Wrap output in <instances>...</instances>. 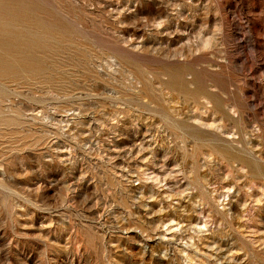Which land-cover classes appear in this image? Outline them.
<instances>
[{
  "label": "rangeland",
  "instance_id": "obj_1",
  "mask_svg": "<svg viewBox=\"0 0 264 264\" xmlns=\"http://www.w3.org/2000/svg\"><path fill=\"white\" fill-rule=\"evenodd\" d=\"M0 264H264V0H0Z\"/></svg>",
  "mask_w": 264,
  "mask_h": 264
}]
</instances>
